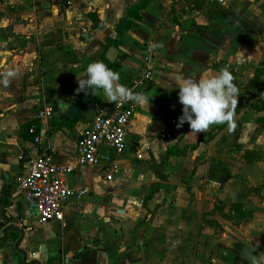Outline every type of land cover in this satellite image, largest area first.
<instances>
[{
	"label": "crops",
	"instance_id": "crops-1",
	"mask_svg": "<svg viewBox=\"0 0 264 264\" xmlns=\"http://www.w3.org/2000/svg\"><path fill=\"white\" fill-rule=\"evenodd\" d=\"M138 1L0 0V71L17 72L0 84V201L9 190L11 202L5 212L20 226L29 221L26 229L33 231L22 245L33 239L30 251L42 264H252L251 257L264 264V188L257 192L264 159L250 163L243 157L246 151L264 156V128L255 121L264 112H234L264 99V85L252 84L255 71L264 69V0H153L138 27L124 33L121 60L111 63L107 41ZM148 45L154 48L144 94L150 99L131 120L127 150L102 147L98 164L80 165L77 140L108 102L96 90L80 119L68 118L82 92L78 80L104 54L128 87ZM224 67L239 90L231 124L225 122L212 139L210 132L223 123L197 133L187 122L177 127L182 105L174 76L198 79ZM48 106L53 118L39 120ZM28 124L38 129L41 144L26 131ZM166 131L170 139L161 138ZM185 147L179 156L176 150ZM42 153L74 168L61 175L68 187L91 190L81 203L68 201L62 218L44 226L19 190L29 161ZM115 168L119 172L112 173ZM238 202L250 212L249 221L239 224L224 216Z\"/></svg>",
	"mask_w": 264,
	"mask_h": 264
},
{
	"label": "built area",
	"instance_id": "built-area-1",
	"mask_svg": "<svg viewBox=\"0 0 264 264\" xmlns=\"http://www.w3.org/2000/svg\"><path fill=\"white\" fill-rule=\"evenodd\" d=\"M224 3L226 0H214ZM86 32L85 28L81 29ZM154 63V48L148 45L142 58V67L139 74L131 81L128 88L134 92L145 94V90L152 78ZM3 73V71H0ZM140 105L132 101L107 103L101 106L94 115L91 124L82 132L77 140L76 155L80 165H96L99 163V151L106 147L115 153L121 154L127 150V131L131 120ZM54 109L48 106L38 112L37 118L49 121L53 118ZM176 120H172L175 124ZM35 127L30 129L34 133ZM170 131L161 134L162 139H170ZM35 143L41 144L42 138L36 136ZM142 158L141 154L137 155ZM74 168L62 166L55 162L49 153L38 154L29 161L27 173L19 181V190L25 202L34 205L36 209L35 221L41 226L61 219L63 208L68 201L81 203L90 193V188H70L62 179V174H71ZM119 172L115 168L112 173ZM113 179L112 174L107 180Z\"/></svg>",
	"mask_w": 264,
	"mask_h": 264
},
{
	"label": "clouds",
	"instance_id": "clouds-1",
	"mask_svg": "<svg viewBox=\"0 0 264 264\" xmlns=\"http://www.w3.org/2000/svg\"><path fill=\"white\" fill-rule=\"evenodd\" d=\"M85 71L86 78L78 80L77 91L101 90L103 100L108 103L132 101L143 108L150 99L143 93L134 92L120 83L119 72L109 68L103 61L89 63ZM16 75L15 69H6L0 73V84L6 86ZM173 81L175 88L178 89V101L182 105L177 127L187 122L191 133H197L206 131L212 124L225 122L231 124L239 90L226 67L218 74L203 71L198 79L175 75ZM251 259L252 264H257L254 257Z\"/></svg>",
	"mask_w": 264,
	"mask_h": 264
},
{
	"label": "trees",
	"instance_id": "trees-1",
	"mask_svg": "<svg viewBox=\"0 0 264 264\" xmlns=\"http://www.w3.org/2000/svg\"><path fill=\"white\" fill-rule=\"evenodd\" d=\"M153 0H139L136 4L132 5L131 7L128 8V10L126 11L125 15L116 22V24L114 25V31H115V37L114 38H110L107 41V45H106V50L108 48L114 47V48H119V46L121 45V39L124 35L125 32L130 31L136 27H138V25L140 24V22L142 21V11H144L151 3ZM89 16H94V14H92L91 12L88 13ZM96 60H100L103 61L109 68L113 69L114 64H111L106 58L105 55L103 54L99 59H92L91 62L96 61ZM264 69H257L255 71L254 74V78L252 80V84L255 86H261L264 85ZM96 90L93 89H85L84 91L81 92L78 100L75 101V105L78 107L79 109V113L76 116V118L74 119V121H77L80 119L83 110L86 108L87 104H88V100L90 98V96L95 92ZM242 109H251L254 110L257 113L260 112H264V99H260L257 102H250L247 101L244 104H240L239 106H237L234 109V112H240V110ZM255 121L259 124L262 125V127L264 128V116H259L255 119ZM225 126V123H223L221 126L214 128L210 134H209V139H212L214 134L213 132L216 130H222ZM32 127L35 126H31V124L27 125L26 131L31 135V137H36L37 133H38V129L35 128L34 133L30 132V129ZM202 142H207V140H203ZM198 146V144L192 145L190 148L191 149H195ZM187 147L182 148V149H177L176 153L179 156H184L186 154L187 151ZM244 160L246 162H253V161H259L261 159H264V156L260 153H254V152H250V151H246L243 155ZM166 158V157H165ZM164 158V160H165ZM264 188V184L262 185V187H260V189H258L257 192H261L262 189ZM9 195V190L5 191L2 199L0 201V205L3 207H10L11 206V202L6 200L7 196ZM224 207H219L218 209L220 211L223 210ZM245 208V204L244 203H233L230 206V215H224L227 219H231L232 220H236L239 223L242 222H247L250 219V212ZM213 224V222H212Z\"/></svg>",
	"mask_w": 264,
	"mask_h": 264
},
{
	"label": "water",
	"instance_id": "water-1",
	"mask_svg": "<svg viewBox=\"0 0 264 264\" xmlns=\"http://www.w3.org/2000/svg\"><path fill=\"white\" fill-rule=\"evenodd\" d=\"M119 50L111 47L107 51L106 57L111 63L120 61L118 58ZM78 109L75 106H70L67 112V117L74 119ZM29 221L25 225H19L16 217L5 212L3 206L0 207V264H42L40 257L33 254L30 249L33 244V239L30 240L29 246H23L24 241L29 238L28 227ZM49 264V263H45ZM65 264H70L66 259Z\"/></svg>",
	"mask_w": 264,
	"mask_h": 264
}]
</instances>
